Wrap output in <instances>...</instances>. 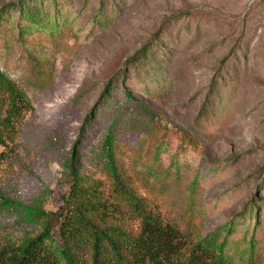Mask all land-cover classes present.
I'll return each instance as SVG.
<instances>
[{
    "label": "rangeland",
    "instance_id": "rangeland-1",
    "mask_svg": "<svg viewBox=\"0 0 264 264\" xmlns=\"http://www.w3.org/2000/svg\"><path fill=\"white\" fill-rule=\"evenodd\" d=\"M25 1L0 0V8ZM71 4L57 40L43 30L17 38V14L0 26V69L31 104L0 160L2 194L34 210L56 209L82 121L104 85L153 46L160 81L147 91L131 87L146 110L113 127L111 152L123 174L143 195L164 193L196 214L203 233L241 216L254 194L264 196V0H108L114 14L99 28L92 21L99 0ZM216 89L230 99L206 123L199 116ZM108 126L101 119L85 136L88 176L106 177ZM32 230L17 211L0 212V239ZM232 249L243 246L235 239ZM254 264H264V254Z\"/></svg>",
    "mask_w": 264,
    "mask_h": 264
},
{
    "label": "trees",
    "instance_id": "trees-1",
    "mask_svg": "<svg viewBox=\"0 0 264 264\" xmlns=\"http://www.w3.org/2000/svg\"><path fill=\"white\" fill-rule=\"evenodd\" d=\"M107 2L99 0L100 9L92 18L95 27H102L113 17ZM71 3L72 0L9 3L0 8V26L17 14V38L43 30L57 40L63 25L69 23L68 4L74 7ZM154 51L153 46L148 52L142 48L104 85L67 150L63 164L66 192L56 209L24 207L0 191V212L17 211L19 219L33 229L22 236L0 239V264H239L236 252L242 253L241 259L248 257L247 264H254L262 257L264 196L257 199L254 194L241 216L203 233L198 216L164 193L157 198L143 195L112 155L113 127L129 112L146 110L131 87L147 91L151 82L160 81L154 75H163ZM219 91L211 92V101L207 100L201 110L199 118L206 123L216 121L220 116L217 113L230 99ZM30 108L26 94L0 69V160L15 143L21 119ZM101 119L109 124L101 145L106 177L95 178L82 171V151L86 134ZM235 239L242 244L241 251L231 250Z\"/></svg>",
    "mask_w": 264,
    "mask_h": 264
}]
</instances>
